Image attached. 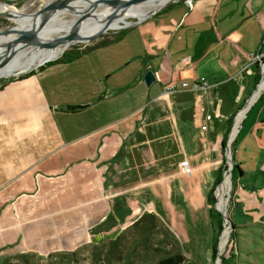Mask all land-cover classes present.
I'll return each mask as SVG.
<instances>
[{"label":"crops","instance_id":"1","mask_svg":"<svg viewBox=\"0 0 264 264\" xmlns=\"http://www.w3.org/2000/svg\"><path fill=\"white\" fill-rule=\"evenodd\" d=\"M202 1L180 0L111 45L0 90V256L60 252L69 239H82L87 225L101 223L92 232L108 227L116 207L121 216L130 206L128 218L143 213L157 228L167 198L190 174L199 183L207 147L216 137L221 142L233 115L236 123L245 112L242 131L258 107L246 132L264 127L261 62L255 83V63L264 57L263 6L224 9L248 32L240 38L223 31L222 40L213 22L218 7ZM149 71L156 81L147 87ZM201 78L210 93L181 88ZM244 85L242 98L249 97L238 115L241 97L231 94L239 88L241 96ZM171 86L175 91L167 93ZM68 106L81 109L70 113ZM202 112L222 119L224 129L201 131Z\"/></svg>","mask_w":264,"mask_h":264},{"label":"rangeland","instance_id":"2","mask_svg":"<svg viewBox=\"0 0 264 264\" xmlns=\"http://www.w3.org/2000/svg\"><path fill=\"white\" fill-rule=\"evenodd\" d=\"M129 1L124 0V5ZM179 1L177 0L174 3ZM220 1L203 0L202 4L206 8H209L210 5L212 11L215 7H218V11L213 16V22L219 30L222 40H224L223 31L229 34H237L240 38L245 37L248 32V30L242 29V24L238 22L239 20L236 17L230 19L228 14H223L224 9L241 8L242 10L246 4L251 12H255L262 6L264 10V0ZM46 2L47 0H8L6 3L0 2V6L12 7L15 19L14 22L3 17L0 18V35L18 27L20 19L25 20V17L32 18L36 16L43 9ZM174 3L171 1L165 8ZM102 12L107 15L113 12V8L97 6L85 14L64 13L55 19L57 23L62 24L84 15L95 16ZM248 19L251 20L250 18ZM137 21V19H123L120 22H127L128 25L116 23L115 27L112 26L113 28L111 27L104 32L98 31L99 35H93L91 39L84 43H76L69 46L65 51L75 46H91L101 40L102 37L105 39L111 38L123 30L128 31L134 27V23ZM122 26L126 28H121ZM55 33L57 34H46L44 36L49 41L65 32ZM16 34L21 35L22 32H17ZM248 41L253 42L254 40ZM172 44H174V41ZM39 45H32L30 51H33ZM173 50L174 48L169 52L171 57L173 59L179 57V55L171 52ZM174 62H176V59H174ZM44 65L31 72L33 74L41 72L46 68ZM41 67L44 68L41 70ZM260 68V72L263 73L264 65ZM18 77L0 79V84L4 82L7 85L16 82L19 80ZM185 82L191 87V81L185 80ZM246 88L248 87L244 85L241 96H237L240 91L239 88L236 94L234 92L231 94L233 98L241 97L236 108L238 115L243 111L241 109L249 97L247 95L242 98L243 90ZM252 89L253 81L250 82L249 93H251ZM257 96L254 94V100ZM251 103L252 101L249 102V105ZM256 110L258 111L259 108L257 107L251 112V118L244 122L242 131L240 122L237 121L235 123L234 120L227 134L223 149L224 171L221 182L213 194L215 203L212 204V209L219 215L216 220L220 219L222 221V230L216 237L215 233L213 234L212 232L207 216L209 212L208 206H210L207 202V193L213 180L217 177L218 169L221 165L218 153L220 138L218 137L212 139L207 147V158L204 161L207 169L205 174L199 177L200 179L197 178L199 183L192 184L190 179L198 176L193 177L190 174L188 182L182 185L174 196L167 198L169 201H166L163 211L161 214H157V228H155L156 225L150 217L143 220V213L141 215L139 213L136 217L133 215L128 218L130 206L121 208V216L118 215V208L116 207L112 208L115 216L114 220L112 218L107 219L106 225L108 227L99 229L101 232H92L90 229H94L92 227L94 223H91L86 226L85 234H81L83 235L82 239H69L60 252L52 251L45 256L37 252H26L19 256L12 255L13 253H5L6 255L0 256V264H158L161 260L170 256H182L183 262L181 264H222L221 257L223 255L227 257L229 254H233L235 257L231 259L232 263L230 264H264V127L261 129L257 127L251 134H247L250 122L256 115ZM191 116L192 121L195 123L193 129L197 128L199 130L196 113H191ZM201 119L202 126L222 131L223 123L221 125L218 122H223V120L219 119V117L214 118L213 115L202 112ZM239 120L241 121L242 118ZM235 127L237 128L235 129ZM234 129L236 130L235 132ZM233 159L243 172V177L236 181L232 178L231 163L233 164ZM183 167L186 170L188 169L187 165ZM186 187H189V189H186ZM140 204L138 203L137 207L142 206L143 210V204ZM176 213L180 216L179 219L176 217ZM126 224L128 225L127 229L116 234L117 230L119 231ZM233 224L237 229H235L236 233L231 234L233 233L231 228ZM94 225L99 227L101 223ZM157 230L159 234L156 232ZM103 231L106 234H103ZM232 235L235 236V241L230 242ZM214 242H216L217 253L216 258L211 260V246ZM235 246H237L236 249Z\"/></svg>","mask_w":264,"mask_h":264},{"label":"bare ground","instance_id":"3","mask_svg":"<svg viewBox=\"0 0 264 264\" xmlns=\"http://www.w3.org/2000/svg\"><path fill=\"white\" fill-rule=\"evenodd\" d=\"M54 1L55 0H47L43 8L47 7ZM111 1L113 0H106V2ZM170 1L172 0H130L125 4L128 5L126 8L111 18H107L110 13L104 15L105 12H102L99 13V15H84L68 23L59 24L55 18L62 16L64 13L85 14L88 10H90V8L95 7L96 2V0H67L66 2L62 3L60 8L51 13L42 22H39V19L38 21H34L33 17H26L25 20L20 19L18 27L0 35V78L7 77L21 69H31L37 64H42L48 59L59 56V54H61L67 47L78 43L73 38H71L73 35L88 36L92 34V31L104 32L112 26L115 27L116 23H123L120 22L123 19L143 20L152 12L162 8L166 4H169ZM143 5L145 6L144 8ZM102 6L103 5H100L99 7ZM90 11H92V9ZM13 13L14 11L12 7L0 6V14L3 15V18L15 22ZM123 25H128V23L125 22ZM17 32H22V34H16ZM31 32L35 33L34 39L26 45L19 44V42H23L27 35ZM55 32H65L64 34L69 36L54 44L52 47H49L48 45L51 43V41L59 36L47 41L44 35L57 34ZM15 43L17 45L15 49L11 51L6 50V45H13ZM34 44L47 45V47L40 49L39 45L33 51H30L31 46ZM244 113L241 115V118L244 116ZM236 128L237 127H235V129ZM235 129L234 132L236 131Z\"/></svg>","mask_w":264,"mask_h":264},{"label":"trees","instance_id":"4","mask_svg":"<svg viewBox=\"0 0 264 264\" xmlns=\"http://www.w3.org/2000/svg\"><path fill=\"white\" fill-rule=\"evenodd\" d=\"M0 2L6 3V2H8V0H0ZM170 6H168L167 8H169ZM167 8H165L161 12H164ZM125 32H126V30H123V31L117 33L115 36H112L111 38H106L105 39V38L102 37L101 40H99L97 43H95V44H93L91 46H75V47H72L69 50L65 51L62 54V56L60 58H58L57 60L46 63L44 65V67H48V66H51V65H54V64H67V63H71L73 61H76L77 59H79L83 55H86V54H88L89 52H91L93 50H96V49H99V48H103V47H107V46L111 45L112 43L118 41L122 37V35L125 34ZM259 62H261L264 65V57L259 59V61L255 63L256 66H257V74L255 76V83H257L258 80H259V75H258ZM43 68L41 67V70ZM32 74H33V72H31L29 74H26V75H23V76H20V77H18V79L19 80L20 79H24L26 77L31 76ZM4 86H5V83L2 82L0 84V90ZM79 109H81V108L72 107V106H68V107L65 108V110L67 112H70V113L77 112ZM233 117H234V115L229 119L226 132H225V134L222 137V140L220 142L219 151H220L221 165H220V168L218 169V175L214 179V181L212 183V186H211V188L209 189V191L207 193V202L210 205L209 206L208 217H209V221H210V226L212 228V232H213V234L215 233V237L222 230V221L220 219L216 220V217L217 216L219 217V215H217V213L212 209V204L215 203V199L213 197V194H214V191H215L216 187L221 182L222 173L224 171L223 164H225V161H224L223 149H224V146H225V141H226L227 134H228L229 128L231 126V122H232ZM242 176H243L242 170L240 169L238 164H236V162L233 159V167H232V178H233V180L236 181ZM231 228L233 229V233H231V234H234L235 229H237V227L233 224V227H231ZM232 236L230 237V242L235 241V239H234L235 236L234 235H232ZM236 247L237 246H235V249H236ZM216 253H217V251H216V242H214L212 244V246H211V260H214L216 258ZM230 253H232V252H230ZM232 258H235L233 256V254L232 255L229 254V256H227V257L223 255L221 257L222 264H230V263H232V261H231ZM182 262H183L182 256H170V257H167V258L161 260L158 264H181Z\"/></svg>","mask_w":264,"mask_h":264},{"label":"water","instance_id":"5","mask_svg":"<svg viewBox=\"0 0 264 264\" xmlns=\"http://www.w3.org/2000/svg\"><path fill=\"white\" fill-rule=\"evenodd\" d=\"M66 1H67V0H56L55 2L51 3V4L48 5L47 7L43 8L42 10H40V12H39L36 16H33L34 21H35V20L38 21V19H39V22H42V21L45 20V19H46L51 13H53V12L56 11L58 8H60V6L62 5V3L66 2ZM172 1H173V3H174V2L177 1V0H172ZM123 2H124V0H113V1H111V2H106V0H96V2H95V7L100 6V5H103V6H109V7L113 8V12H111V13L109 14V16L107 17V18H111V17L117 15V13H119L120 11H122L124 8H126V7L128 6V5H124ZM170 2H171V1H170ZM170 2H169V3H170ZM167 5H168V4L164 5V6H163L162 8H160V9H158V10L152 12L148 17L144 18L143 20H138L136 23H134V26H135V25H138V24L142 23L143 21H145L146 19H148V18H150V17L156 15L158 12H160L162 9H164ZM95 7L90 8V10H91V9L93 10ZM90 10H88V11H90ZM88 11H87V12H88ZM85 12H86V11H85ZM2 17H3V15L0 14V18H2ZM25 18H26V17H25ZM127 27H130V26H127ZM121 28H126V27H125V26H122ZM11 30H12V29H11ZM11 30H10V31H11ZM7 32H9V31H7ZM7 32H5V33H7ZM99 34H100V33H97V31H96V32H94V33H92V34H90V35H88V36H82V35H77V36H76V35H73V36H71V38H73V39H74L76 42H78V43H84V42H86L87 40L91 39V38L93 37V35H99ZM68 36H69V35H67V34L61 35V36H59V37L53 39V40L51 41V43H50L48 46H49V47H52L54 44L60 42L61 40L67 38ZM34 37H35V33H34V32H31V33H29V34L27 35V37L24 39V41H23V42H19V44H21V45H26V44H28L29 42H31V41L34 39ZM17 44H18V43H17ZM16 46H17V45H16V43H15V44H13V45H6L5 48H6L7 51H11V50L15 49ZM46 47H47V45H40V46H39L40 49H43V48H46ZM64 52H65V50H64L59 56H61ZM59 56H57V57H55V58L48 59L47 61H45V62L42 63V64H37L36 66H34V67L31 68V69H21V70H19V71H16V72L13 73V74H10V75L7 76V77H1L0 79H6V78H11V77H18V76H21V75L28 74V73H30L31 71H35V70H37V68H38L39 66H42V65H44V64H46V63H48V62H51V61L56 60L57 58H59ZM143 81H144L145 85H146L147 87H149L153 82L156 81V79H155V77L153 76V74L149 71V72H146L145 75L143 76ZM256 91H257V89H256ZM232 167H233V164L231 163V168H232ZM231 168H230V169H231ZM227 221L229 222V220H227Z\"/></svg>","mask_w":264,"mask_h":264},{"label":"built area","instance_id":"6","mask_svg":"<svg viewBox=\"0 0 264 264\" xmlns=\"http://www.w3.org/2000/svg\"><path fill=\"white\" fill-rule=\"evenodd\" d=\"M187 86L188 85L186 83L181 84V88H186ZM211 88L212 87L203 78L199 80H195L191 84V89L196 93H200L201 95H206L210 93ZM175 89H176V86H171L167 89V93H172L175 91ZM205 130H206V127L201 126V131H205Z\"/></svg>","mask_w":264,"mask_h":264}]
</instances>
